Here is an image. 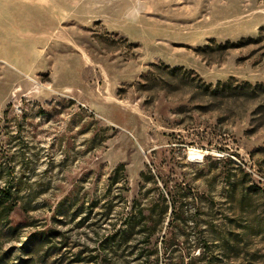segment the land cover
<instances>
[{"label":"rangeland","instance_id":"374dc122","mask_svg":"<svg viewBox=\"0 0 264 264\" xmlns=\"http://www.w3.org/2000/svg\"><path fill=\"white\" fill-rule=\"evenodd\" d=\"M7 189L8 264H264V0H0Z\"/></svg>","mask_w":264,"mask_h":264},{"label":"trees","instance_id":"16d2710c","mask_svg":"<svg viewBox=\"0 0 264 264\" xmlns=\"http://www.w3.org/2000/svg\"><path fill=\"white\" fill-rule=\"evenodd\" d=\"M181 71L180 68H173L171 70L172 73H176ZM249 84H246V86ZM207 89V87H206ZM237 90L244 91L246 93H250L252 90L249 87H236L233 86L231 81L228 82H218L216 87L212 90L213 95L218 97L223 95L225 92H234ZM17 199L10 189L0 190V224L4 223L9 214H11L17 207ZM176 202H173L171 205L172 213L176 211ZM168 209V206L164 208ZM156 215V208L147 214L144 215V210H140L138 213H134L132 211L127 212L125 216H123V220L118 230L115 231V234L111 238V243L109 247L114 249V247L124 241H127V238L133 234V231L136 227L141 223V219L145 220V226L148 225L149 221L152 222L154 216ZM2 228L0 226V235ZM152 234H147L148 239L152 238ZM37 240H33L31 245L23 248L22 256H17V263L12 264H47L46 260L53 257L54 254H59L63 250L62 247H57L51 244V236L46 233H41L36 236ZM25 256V257H24ZM10 256L7 253L0 255V264H8V260ZM155 262L152 255H148L143 261L142 264H153ZM71 264H79V261L71 262Z\"/></svg>","mask_w":264,"mask_h":264},{"label":"bare ground","instance_id":"6f19581e","mask_svg":"<svg viewBox=\"0 0 264 264\" xmlns=\"http://www.w3.org/2000/svg\"><path fill=\"white\" fill-rule=\"evenodd\" d=\"M194 152V151H193ZM193 154H196L199 158H202L203 157V154L202 153H199V152H195V153H192Z\"/></svg>","mask_w":264,"mask_h":264}]
</instances>
